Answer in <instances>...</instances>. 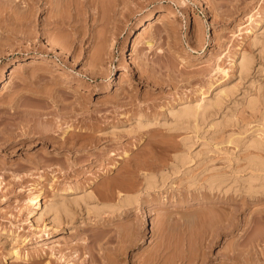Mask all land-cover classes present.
Returning a JSON list of instances; mask_svg holds the SVG:
<instances>
[{"label":"rangeland","instance_id":"1","mask_svg":"<svg viewBox=\"0 0 264 264\" xmlns=\"http://www.w3.org/2000/svg\"><path fill=\"white\" fill-rule=\"evenodd\" d=\"M72 1L65 29L32 16L34 42L0 0V264H264V0ZM200 98L198 129L174 121Z\"/></svg>","mask_w":264,"mask_h":264},{"label":"bare ground","instance_id":"2","mask_svg":"<svg viewBox=\"0 0 264 264\" xmlns=\"http://www.w3.org/2000/svg\"><path fill=\"white\" fill-rule=\"evenodd\" d=\"M25 2H26V4H27V10L30 12H28V11H26V14L27 15H25V16H28V18L27 17H24V18H22L24 21H23V25L24 26H26L25 27V31H23V33H25V35H26V37L28 38V39H31L32 41H34L33 40V37L35 36V37H37L38 39H41L42 37H41V35H44L46 32H45V30L46 29H48V28H59L60 29V27L63 29H65V25L67 24L68 26L69 25H71L70 23H71V21H70V19H71V15L69 14V11H71V3L73 2L72 0H24ZM72 1V2H71ZM82 3H85L84 2V0L82 1V0H80ZM86 1V0H85ZM91 1V0H90ZM94 1H96V0H94ZM98 2H99V0H97ZM104 1V0H103ZM117 1V0H116ZM87 2H88V0H87ZM8 5H9V3H8ZM13 5V4H12ZM12 5H11V7H12ZM16 5V4H15ZM14 5V6H15ZM17 6H19V5H17ZM43 6V7H42ZM47 6V7H46ZM7 7V6H6ZM10 7V8H11ZM5 8V7H4ZM15 8V7H14ZM12 9V8H11ZM44 9H47V11H48V13L46 14V16H45V18L43 19V23H42V26H43V29H45L44 30V32H42V33H38L39 32V28L38 29H34V30H32V27H33V22H36V21H33V18H32V16H34V15H36L35 13L37 12V11H43L44 12ZM110 9V8H109ZM109 9H107V10H109ZM7 10V9H6ZM19 10H20V8H19ZM1 11H2V9H1ZM4 11V10H3ZM9 11V10H8ZM16 11V10H15ZM14 11V9L12 10V12H15ZM25 11V10H24ZM6 12V11H5ZM23 12V11H22ZM21 11L19 12H16L17 14L18 13H21V15H23V13H22ZM72 12V11H71ZM161 13H159V15H158V18H166L167 16H168V12H166V11H160ZM1 13V12H0ZM4 13V12H3ZM9 13H10V11H9ZM9 13L7 12V14L5 15L6 17H7V19L9 20V18L10 17H12V16H10L9 15ZM16 13H13V14H15L16 15ZM25 13V12H24ZM105 13H107V11H105ZM12 14V13H11ZM3 15V16H4ZM73 15V14H72ZM103 15H105V14H103ZM107 15V14H106ZM105 15V16H106ZM1 16V15H0ZM10 16V17H9ZM14 16V15H13ZM19 16V15H18ZM17 15H16V17L19 19V17H18ZM17 18H13V20L14 19H17ZM34 18H36V17H34ZM102 18H103V16H102ZM17 19V20H18ZM21 19V18H20ZM19 19V20H20ZM103 19H105V18H103ZM35 20V19H34ZM39 20V19H38ZM12 22H14V21H12ZM21 22V21H20ZM15 23V22H14ZM22 23V22H21ZM152 22L150 21L146 26H149L150 24H151ZM9 23H7V25H8ZM6 25V26H7ZM22 25V24H21ZM36 26V25H35ZM48 26V27H47ZM72 29H74L75 30V32L76 31H78L77 30V27H74V25H72V26H70ZM8 28H9V26H8ZM8 28H6V29H8ZM22 28V27H21ZM66 28H67V26H66ZM19 29V28H18ZM10 30V29H9ZM8 30V31H9ZM21 30H23V28L21 29ZM61 30V29H60ZM59 31V30H58ZM64 31V30H63ZM70 31V28H69V30H68V33L66 32L65 33V39H64V37H62L63 39H64V41L63 40H59V41H61V42H59V41H57L56 40V38H55V40H54V36L51 38V33H48L49 35L48 36H50L49 38H48V40H49V42L48 43H50L49 45L51 46V49L52 50H60V51H63L64 50V44L66 43L67 44V42L68 41H70V42H72L73 40L69 37V35H70V33H71V31ZM53 32H55L54 30H53ZM60 32V31H59ZM9 33V32H8ZM142 33H144V29L141 31V34ZM12 34V33H11ZM56 34V33H55ZM58 34V33H57ZM61 34V33H60ZM24 35V36H25ZM58 36V35H57ZM56 36V37H57ZM60 37V36H59ZM72 41H71V40ZM107 39V38H106ZM105 39V40H106ZM67 42H66V41ZM75 40V39H74ZM105 40L103 41V42H105ZM260 41V39L259 38H257V36L255 37V42L257 43V42H259ZM34 42H36V40L34 41ZM69 42V43H70ZM102 42V43H103ZM106 43H108V42H106ZM66 44H65V46H66ZM104 44V43H103ZM102 44V45H103ZM111 44V43H110ZM71 45V44H70ZM106 46V45H105ZM137 46V44H135V47ZM101 47V46H100ZM101 48H103V46L101 47ZM100 48V49H101ZM105 48V47H104ZM66 50V49H65ZM102 52V51H101ZM106 52V51H105ZM63 53V52H62ZM250 63H251V57L249 56V55H247L246 53H242L241 55H240V58H239V62H238V65H239V69L243 72V71H246L248 68H249V66H250ZM33 77V76H32ZM31 76H30V78H32ZM38 77V76H37ZM32 84V83H31ZM33 98H38V97H36V96H34ZM203 98H200L199 100H197V101H195V102H182L181 103V106H179L178 108H177V110L174 112V114H173V119H174V121L176 122V123H179V124H183V125H186V126H193L194 128H196V129H198L199 128V126H200V123L201 122H204L205 121V119L207 118V115H208V113H207V109H208V106H207V103H205V102H203ZM25 104V103H24ZM27 105H29L30 107H32V108H34V109H25L26 111H27V113H29V114H31L30 116L28 115V116H26V114H25V116L26 117H28V119L27 118H25V116H24V118L27 120L26 121V123H28V126L30 125L29 123L31 122V121H39L40 120V118L42 117V114H43V112L44 111H41L40 109L38 110V109H36V108H38L39 106H43V105H39L38 104V102H31V103H27ZM19 107V105H17V107H15L14 108V110L11 112V111H9L10 112V114L12 115V116H15L16 114H19L18 112V109L20 108H18ZM21 110V109H20ZM24 110V111H25ZM9 114V115H10ZM23 114H24V112H23ZM21 115V114H20ZM19 115V116H20ZM17 117V116H16ZM24 118H22V120L24 119ZM43 119V118H42ZM54 120V119H53ZM49 121L50 123L49 124H47V127L45 126V125H43L44 127H46L47 129H45V131H43V134H45L44 136L47 138V139H52V132H51V130H52V128H56V126L57 127H59V125H57L56 124V122H55V120L54 121ZM41 121V120H40ZM33 123V122H32ZM35 123V122H34ZM38 123V122H37ZM37 123L36 124H34L35 126H33V127H38L37 126ZM59 123V122H58ZM23 124H25V122L23 123ZM40 125V124H39ZM69 125H71V124H69ZM32 126V125H31ZM61 127V126H60ZM23 128H25V127H23ZM39 128V127H38ZM41 128H42V125H41ZM68 128V127H67ZM87 128V127H86ZM187 158V156H186V154H182L181 156H179L178 157V159L181 161V162H184L185 160H187L186 159ZM250 163H251V166H253V170H254V168H255V170L256 169H261L262 168V166H263V162L260 160V159H255V158H252L251 159V161H250ZM254 170V171H255ZM257 171V170H256ZM215 181H217V180H215V179H212L211 181H210V185H215ZM262 181H264V179L262 180ZM215 182V183H214ZM145 183H146V188H151V187H153V186H155V184H156V178H155V176H152V175H147L146 176V179H145ZM263 183V182H262ZM261 183V186L262 185H264V184H262ZM217 184H218V182H217ZM41 191H37V193H34L33 195H32V197H31V199L36 203V204H38L39 206H40V202H41ZM138 201V195L137 194H124V195H122L121 196V198L119 197V201H118V206L120 207V206H124V205H129V204H132V203H134V202H137ZM98 206V205H97ZM105 205H100L99 207H104ZM108 206H110V204H108ZM113 207H114V205H112ZM112 206H110V207H112ZM116 206V205H115ZM73 207H75V205L74 204H70L65 198H60V199H54L53 201H50L49 202V204H47V205H45V207H43L44 208V210L45 211H47V212H51L52 214H54V220H59V219H61L62 217H66V218H68L70 215H71V212H72V209H73Z\"/></svg>","mask_w":264,"mask_h":264}]
</instances>
